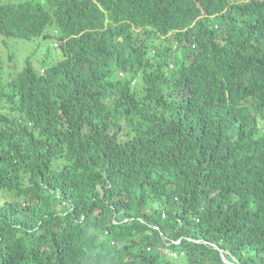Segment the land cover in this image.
<instances>
[{
	"label": "trees",
	"instance_id": "trees-1",
	"mask_svg": "<svg viewBox=\"0 0 264 264\" xmlns=\"http://www.w3.org/2000/svg\"><path fill=\"white\" fill-rule=\"evenodd\" d=\"M48 26L0 53V264H264V0L0 3Z\"/></svg>",
	"mask_w": 264,
	"mask_h": 264
},
{
	"label": "rangeland",
	"instance_id": "rangeland-1",
	"mask_svg": "<svg viewBox=\"0 0 264 264\" xmlns=\"http://www.w3.org/2000/svg\"><path fill=\"white\" fill-rule=\"evenodd\" d=\"M20 1L25 0H0V3H17ZM44 34L49 35L44 36ZM44 34L39 37H34L32 39H25L15 36H0V53L3 57L4 68L6 69V71L11 69L10 73H6L5 71V74L3 75L4 82H7L11 75L23 69L27 57H31V62L36 69L42 70V61L44 59L47 60L46 63H51L53 62L52 58H54L55 54L60 56L59 58L63 56L61 48L55 46V43L57 42L56 38L54 37L56 34L55 29L52 26H48L45 29ZM161 41V38L154 37L153 39L149 40V43L150 45H154L155 43H160ZM9 54L13 55L12 61L14 65L12 61L9 60ZM119 76H123V74L120 73ZM180 262H183V258Z\"/></svg>",
	"mask_w": 264,
	"mask_h": 264
},
{
	"label": "built area",
	"instance_id": "built-area-1",
	"mask_svg": "<svg viewBox=\"0 0 264 264\" xmlns=\"http://www.w3.org/2000/svg\"><path fill=\"white\" fill-rule=\"evenodd\" d=\"M167 253H169V255L171 257H174V258H177L179 255H183L184 254V251H178V250H174V249H167L166 250Z\"/></svg>",
	"mask_w": 264,
	"mask_h": 264
}]
</instances>
